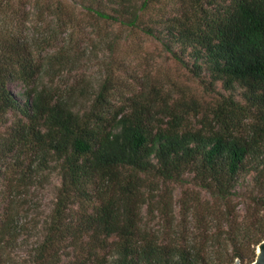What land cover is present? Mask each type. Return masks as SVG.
<instances>
[{
    "label": "trees",
    "instance_id": "1",
    "mask_svg": "<svg viewBox=\"0 0 264 264\" xmlns=\"http://www.w3.org/2000/svg\"><path fill=\"white\" fill-rule=\"evenodd\" d=\"M72 1L0 0V264L254 261L264 212L239 220L230 200L264 137V0H178L169 16L160 0H81L95 31L104 20L163 40L167 35L170 49L190 50L198 76L205 68L227 89L245 87L246 104L228 98L199 128L187 106L156 89L116 104L112 76L90 96L78 82L54 84L57 72L80 62L58 37L59 29L81 22ZM32 17L43 24L40 39L25 34ZM10 83L20 85L23 101ZM11 112L18 117L9 119ZM248 118L250 134L244 135ZM53 163L61 178L54 205L34 226L40 228L29 260H15L14 249L31 229L26 200ZM187 172L225 207L201 212L206 227L191 238L186 231L172 237L148 228L142 209L156 201L148 179L181 180ZM163 209L172 211L169 201ZM215 217L212 231L207 222Z\"/></svg>",
    "mask_w": 264,
    "mask_h": 264
},
{
    "label": "rangeland",
    "instance_id": "2",
    "mask_svg": "<svg viewBox=\"0 0 264 264\" xmlns=\"http://www.w3.org/2000/svg\"><path fill=\"white\" fill-rule=\"evenodd\" d=\"M166 15L177 13L180 3L178 0H160ZM71 6L80 12V23L73 24L67 31H60V44H65L71 49L70 54L78 56L80 62L74 67L69 64L64 71L57 72L54 84H83L88 96L93 95L107 76L113 77L116 87L115 103L120 104L125 96L134 92H154L159 90L172 104L186 107L190 111V122L193 127H201L204 122L215 116L214 112L223 101L233 98L241 104H246V89L237 84L233 89L224 87L222 81H212L208 71L203 68L198 76L194 72V58L190 50H184L179 44H173L170 49L167 44L169 37L164 40L156 35H149L142 30H133L128 26L100 20L96 25V31L91 26L90 19L84 15V6L81 0H74ZM165 4V6H164ZM43 24L32 17L25 25V34L29 38H42L39 34ZM162 30L163 25L158 26ZM71 38H73L71 40ZM68 49V48H67ZM180 58L183 60L181 61ZM50 77L46 81L50 82ZM14 95L23 101L20 85L10 83ZM85 100V96L83 97ZM18 117V113L11 112L9 119ZM252 118L245 119V125L241 129L244 135L250 134L249 123ZM247 122V123H246ZM256 151L247 157L248 167L241 172L236 193L230 200V206L237 205L239 220L250 215L253 210L264 212V137L258 138ZM48 170V177L41 179L32 188L26 201L30 214L28 223L29 232L22 235L17 247L13 251L15 260L28 261L34 243L37 240V232L34 226L42 222L51 211L58 187L61 183L58 167L52 164ZM152 179V178H151ZM148 179V189H155L152 205L146 204L142 209L145 225L154 231H160L163 235H174L175 232H187L188 237H194L205 229L206 223L199 222L200 213H206L208 207L217 209L223 205V201L211 195L205 189L194 172H187L181 180L164 181L159 178ZM150 183V184H149ZM169 201L171 212L163 209V204ZM223 206L222 208H224ZM211 219V216H209ZM41 220V222H40ZM219 218L207 222L216 231ZM42 224V223H41ZM186 226V227H185ZM227 226V223H225ZM187 229V230H186ZM214 256L215 247H211ZM247 260L243 264H251Z\"/></svg>",
    "mask_w": 264,
    "mask_h": 264
},
{
    "label": "water",
    "instance_id": "3",
    "mask_svg": "<svg viewBox=\"0 0 264 264\" xmlns=\"http://www.w3.org/2000/svg\"><path fill=\"white\" fill-rule=\"evenodd\" d=\"M235 264H243L242 261L238 258ZM251 264H264V240H262L256 251V257Z\"/></svg>",
    "mask_w": 264,
    "mask_h": 264
}]
</instances>
